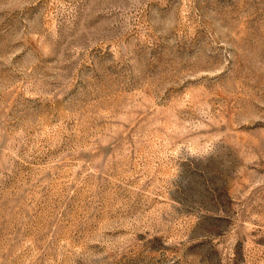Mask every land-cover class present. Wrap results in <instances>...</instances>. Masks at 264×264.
<instances>
[{
	"label": "rangeland",
	"instance_id": "1",
	"mask_svg": "<svg viewBox=\"0 0 264 264\" xmlns=\"http://www.w3.org/2000/svg\"><path fill=\"white\" fill-rule=\"evenodd\" d=\"M0 264H264V0H0Z\"/></svg>",
	"mask_w": 264,
	"mask_h": 264
}]
</instances>
